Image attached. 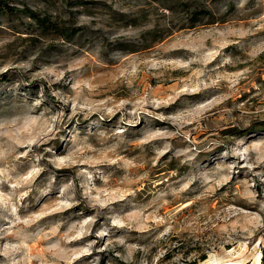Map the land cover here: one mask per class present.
<instances>
[{"label": "rangeland", "instance_id": "374dc122", "mask_svg": "<svg viewBox=\"0 0 264 264\" xmlns=\"http://www.w3.org/2000/svg\"><path fill=\"white\" fill-rule=\"evenodd\" d=\"M82 14L106 19L97 27L95 21L80 22ZM129 25L138 29L135 36L107 38L106 28ZM98 40L103 46L96 53ZM261 45L264 0L2 2L0 120L23 113L22 94L31 98L29 106L42 101L32 115L57 106L64 119L51 139L52 133L44 135L43 125L29 122L26 114L19 125L0 130L6 132L0 141L16 149L7 161L15 172H9L11 180L0 178V191L17 193V215L34 220L13 227L10 209L0 207V264H140L142 259L148 264H264ZM81 60L82 68L66 71ZM29 61L30 68L15 67ZM44 67L53 69L49 79L35 76ZM77 70L90 83L75 100L85 106L72 116L71 102L63 105L51 96L49 83L56 81L52 89L76 97L71 78ZM97 124L105 135L89 136L92 150L60 165L59 158L70 157ZM119 129L124 131L116 134ZM157 130L179 134L148 139ZM28 139L35 143L27 144ZM165 143L171 147L157 159L156 148ZM187 148L195 150V160L185 163L180 153ZM245 148L252 149L250 160L224 155ZM33 167L43 169L35 178L29 175ZM194 172L201 178L188 191L155 200L159 191L178 187ZM204 176L209 183H203ZM222 177L230 178L221 183ZM205 189L211 191L192 199ZM133 212L141 215L124 226L112 223ZM17 231L31 239L15 250L11 246L21 243Z\"/></svg>", "mask_w": 264, "mask_h": 264}, {"label": "clouds", "instance_id": "9594fccd", "mask_svg": "<svg viewBox=\"0 0 264 264\" xmlns=\"http://www.w3.org/2000/svg\"><path fill=\"white\" fill-rule=\"evenodd\" d=\"M109 2H111V0H109ZM41 7H43V5H41ZM79 21L82 23H89L91 24L92 22H96V26L97 27H102L103 24L101 23V21H103L104 19H106L103 16L100 15H87V14H82L78 17ZM105 32L107 34V38L108 39H118L120 37H132L135 36L138 32V29H133L130 25L125 28V27H119L116 29L113 28H106ZM102 46H103V41L102 40H98L96 42V46H95V52L99 53L102 50ZM262 47H264V45H261ZM113 56H116L117 53H112ZM31 59H34V57H32ZM84 61H78L76 64H73L71 66H69L66 71H73L79 68H82ZM31 62H22L20 64L15 65V67L18 68H30ZM5 69L0 68V71H4ZM53 74V69H49L47 67H44L43 70L41 72H37L35 73V76L37 77H42L45 79H49L50 76ZM58 78L61 76V74L59 72H55L54 73ZM73 83L71 85V87L73 88V90L76 92V97H72V96H68L67 94H65L62 90L59 89H52V84L56 83V81L54 80H50L49 83V89H50V95L55 97L58 101H61V103L63 105H68L71 102V107H72V116L77 115V113L79 111L82 110V108L85 106L84 104H77L75 102L76 99H82V92H83V88L90 83V81H87L86 79H84V73L80 72V71H75L73 77L71 78ZM41 97H44V86L41 85V92H40ZM23 99L19 101V104L23 106V113L20 115H16L14 116L11 120H0V130L5 129L8 126H16L19 125L23 119L25 114L27 115V119L29 122L31 123H38L43 125L44 128V135H47L48 133H52V136L49 137V139L53 138L55 136V133L58 132L60 130L59 125L60 123L63 121L64 119V110L62 107H57V106H52L50 108L45 109V111H42L39 115H32V113L35 111V109L37 107H39V105L41 104V100L40 99H35L32 100L31 106H29V100L31 99L30 97H28L26 94H22ZM46 99V97H44ZM203 107V106H201ZM53 109H55V111H53ZM107 112H112L111 108H108L106 110ZM71 118V117H69ZM160 119H176L173 117H164V116H160ZM101 120H103V116H101ZM55 129V131H54ZM124 130L123 129H119L117 130L116 134H120L122 133ZM178 132H170L167 130L164 131H160L157 130L153 133H150L148 139H157V138H166V137H173L178 135ZM6 135V132L4 131H0V137ZM104 136L105 132L103 129V126L100 124L96 125L95 130H93L91 127L88 129V133L83 137V143L81 147H78L72 154L70 157H66V158H59V164L63 165L65 162V159H72V158H79L80 155L82 154V152L84 150H92L91 146L87 143V140L89 138V136ZM76 136H79V130H76ZM75 138V137H73ZM41 143L44 142L43 139H41L40 141ZM140 143H147V140H141L139 141ZM35 143L34 140L32 139H28L27 140V144H32ZM23 146V145H22ZM171 145L168 143H165L162 147L157 146L156 148V158L158 159L160 156L164 155L166 152L169 151ZM111 150V149H109ZM16 151V149L11 145V144H7L4 141H0V163H4L5 166L0 167V178H4L6 180H11L12 177L9 175V172H15V168H9L7 165V161L8 158L12 156V154ZM47 151H51V149H47ZM252 151V149L250 148H245L242 149L240 151H235V152H225L224 155L228 156V155H238L241 156L243 158H247V159H251V157L249 156V153ZM188 153H193L192 155H188ZM181 155H184L186 157V160L184 161L185 163L190 162V161H194L195 160V150L192 148H187L184 149L181 153ZM19 155H27V153H22ZM101 155H106V153H102ZM13 159H18V156L12 157ZM117 159L120 160H124V157H117ZM264 159V158H262ZM55 162V161H54ZM88 162H92L91 160H89ZM112 163H115L116 161L113 160L111 161ZM125 163L128 165H131V161H127L125 160ZM254 164L249 163L248 167L251 168L253 167ZM231 165L228 166V169H231ZM43 171V169L39 168V167H33L32 171L29 173V175L32 178H35V176L39 173ZM224 169L223 168H218L217 172H223ZM88 179L89 181L92 179V175L91 173H88ZM145 177H141V179H144ZM201 178V174L194 172L193 175L185 182L179 184L178 187H173V186H168L167 190H162L159 191L156 194L155 200H162L164 197L171 195L172 197H178L180 196L182 193L188 191L189 188L192 187L193 184H195L197 182L198 179ZM230 177H222L221 179V183L226 182L227 179H229ZM203 183L207 184L209 183V180L207 179L206 176L203 177ZM19 185V180H17L16 183L12 184L13 188L18 187ZM71 185H69L70 187ZM31 189L29 188L28 191H30ZM210 189H205V192L199 193L198 195L194 196L192 199L193 200H199L201 199L204 195H206L208 192H210ZM129 194L134 195V192H132L131 190H129ZM22 195H27V191L24 192ZM248 195H253L252 193H248ZM17 197V193L12 192L9 194H5L3 191H0V207H4L7 209H10L11 215L14 217V220L11 221L10 223L12 224V226L14 227L15 225H19V224H23V225H30L31 223L34 222L33 218L29 217V218H24L21 219V217L19 215H17L18 213V204L14 202V198ZM68 199H71V197H68ZM154 200V202H155ZM164 203H167V200H163ZM141 215V213H136L133 212L131 213V215L127 216V217H121V216H116L112 219V223L114 225H118V226H124V223L128 220L133 219L134 217ZM85 223H87V221H85ZM167 231H171V228L167 229ZM103 234V233H102ZM17 236L20 237L21 239V243L19 245H12L11 248L18 250L20 247H27V244L25 243V241H27L28 239H31V235L30 234H25L22 233V231H17L16 233ZM119 244H124V240L120 239L118 241ZM215 243V242H213ZM90 247V246H89ZM132 248H135V245L130 246ZM215 247H219L222 251V245H215ZM215 250V249H214ZM119 255V253H118ZM196 254L193 253L192 256L189 257V259H193L195 258ZM158 258V257H157ZM12 264H20L19 261H12ZM140 264H148L147 260H141ZM240 264H247L246 260H242L240 262Z\"/></svg>", "mask_w": 264, "mask_h": 264}, {"label": "trees", "instance_id": "16d2710c", "mask_svg": "<svg viewBox=\"0 0 264 264\" xmlns=\"http://www.w3.org/2000/svg\"><path fill=\"white\" fill-rule=\"evenodd\" d=\"M6 0H0V4L2 3V2H5ZM262 253H263V262H264V247H263V251H262Z\"/></svg>", "mask_w": 264, "mask_h": 264}]
</instances>
